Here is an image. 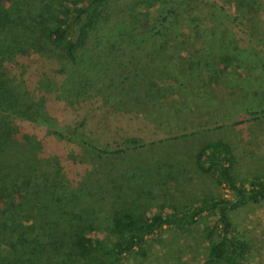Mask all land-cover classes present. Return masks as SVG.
<instances>
[{
    "label": "trees",
    "instance_id": "obj_1",
    "mask_svg": "<svg viewBox=\"0 0 264 264\" xmlns=\"http://www.w3.org/2000/svg\"><path fill=\"white\" fill-rule=\"evenodd\" d=\"M29 1L0 0V64L4 60L5 64L18 66L29 61L38 66L39 72L45 69L52 79L57 80L61 74L62 78L67 72L73 77L80 60L78 53L87 46L91 34L104 24L112 0H76L70 7L60 0H44L42 4ZM154 5H158L159 12L151 23L146 22L148 15L137 13L144 16L134 23L143 32L142 38L135 44L131 36L122 33L119 40L123 45L130 42L139 50L147 45V39L154 37L150 46L154 50L155 46L162 47L178 39V35L201 34L216 22L210 0H138L137 4L142 10ZM171 29L174 33L168 39L163 31L170 33ZM169 46L157 49L153 58L155 64L161 63L156 71L166 81L176 79L180 73ZM28 47H34L31 58L27 57L31 51ZM252 59V54L245 56L254 68L257 63ZM170 90L166 87L145 93L134 89L113 97V101H118L119 108L135 107L136 116L131 118L140 119L141 125L153 133L156 127L177 119L174 104L177 102ZM29 91L11 75L5 78L0 72V264H124L130 256L146 257L148 239L157 232L165 228L185 230L204 215L215 218L206 234L211 241L209 263H246L249 246L237 233L231 213L264 201V174L252 175L244 183L238 181L234 176L237 156L229 142L224 139L207 142L196 154L195 165L201 174L214 179L215 188L227 189L230 197H221L213 191L179 211L161 193L164 196L161 206L148 214L140 210L143 204L134 203L133 199L119 202L121 199L114 197L117 202L109 205L111 195L116 196L111 193L117 189L115 184L124 182L126 173L138 172L136 168L143 167L144 164H139L141 159L132 165L137 155L149 158V163L144 161L145 168L160 167L164 172L174 158L165 148L152 151L143 144L147 137L133 131L106 141L102 147L82 138L80 144L88 152H95L107 171L99 192L87 190L77 183L79 173L74 168L67 172L68 166L61 157L56 161L47 154L44 141L10 121L14 115L28 117L44 127L55 128L35 109ZM261 113L264 114V109ZM51 134L56 140L67 138L58 129L51 130ZM69 143L72 150L69 149L67 159L77 167L83 166L78 145L72 139ZM162 153L167 158L160 166L158 156ZM112 160L117 162V175L112 173ZM158 186L165 189V182ZM143 199L149 202L148 197Z\"/></svg>",
    "mask_w": 264,
    "mask_h": 264
},
{
    "label": "rangeland",
    "instance_id": "obj_2",
    "mask_svg": "<svg viewBox=\"0 0 264 264\" xmlns=\"http://www.w3.org/2000/svg\"><path fill=\"white\" fill-rule=\"evenodd\" d=\"M43 1L29 3L42 4ZM60 2L70 7L76 0ZM210 2L216 22L201 34L184 37L180 33L178 39L162 47L153 46L154 50L150 49L155 39L152 37L146 40V46L136 50L135 44L143 32L137 30L134 23L138 18L144 19L137 13L148 15L146 22L151 23L159 7L154 5L142 10L137 6L138 0H112L105 22L108 21L91 34L87 46L78 53L80 60L73 77L67 72L56 80L45 69L39 72L38 66L29 61L16 66L5 64L3 60L0 72L5 78L11 75L30 90L33 106L43 120L55 128L44 127L28 117L14 115L10 121L44 141L47 154L56 161L61 157L68 166L67 172L74 168L75 173H79L77 183L94 193L103 188L107 171L102 167L104 161L80 144L82 138L102 147L106 141L133 131L142 138L147 137L143 144L152 151L165 148L174 158L171 165L165 163L168 166L164 172L160 167L145 168L144 161L149 158L145 160L137 155L132 165L141 159L139 164H144L143 167L136 168L138 172L126 173L125 181L115 184L117 189L111 193L116 196L111 195L109 205L117 202L114 197H119V202H132L133 199L134 203L143 204L140 210L148 214L161 206L164 199L161 193H165L171 206L179 211L213 191L221 197H230L227 189L215 188L214 179L197 170L195 156L210 140L224 139L236 153L234 176L238 181L244 183L252 175L264 174V114L261 113L264 109V0ZM122 33L128 38L131 36L135 44L123 45L119 40ZM171 33L173 29L170 33L163 31L168 39ZM168 46L180 71L171 81L161 79V73L156 71L161 63L153 61L157 49ZM28 48L31 51L27 57L31 58L34 47ZM250 54L254 64L257 63L254 68L252 61L245 60ZM30 62L33 63L31 59ZM166 87H170L173 100L177 102L174 103L178 109L177 119L169 120L164 127L150 128L157 133L141 125L140 119L131 118L136 116L135 107L119 108L118 101H113V97L129 90L152 93ZM52 128L61 130L67 138L56 140L51 134ZM70 139L81 151V167L67 159L69 149L72 150ZM161 140L165 142L149 145ZM166 158L163 153L158 156L160 166ZM111 162L112 173L117 175V162ZM162 182H165V189L158 186ZM144 197H148L149 202L146 203ZM231 219L237 233L249 246L245 264H264V201L232 212ZM214 221L213 216L204 215L185 230L165 228L149 237L146 257L130 256L124 264H211V241L206 234Z\"/></svg>",
    "mask_w": 264,
    "mask_h": 264
}]
</instances>
